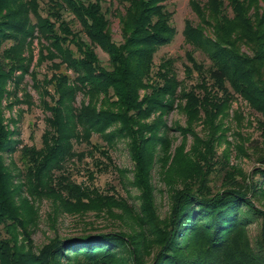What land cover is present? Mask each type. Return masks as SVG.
<instances>
[{
    "label": "trees",
    "instance_id": "16d2710c",
    "mask_svg": "<svg viewBox=\"0 0 264 264\" xmlns=\"http://www.w3.org/2000/svg\"><path fill=\"white\" fill-rule=\"evenodd\" d=\"M117 1L124 6L118 42L112 38L101 0H45V16L39 0H0V264H264V208L255 204L258 191L264 189V150L254 169L256 183L223 178L219 188L208 177L210 140L203 150L194 145L190 153L177 147L169 164L162 158L170 146L162 114L174 108L177 98L186 99L182 107L189 123L197 116V106L204 107L217 94L225 104L233 91L262 113L264 134V0H206L202 5L191 0L203 25H188L185 39L210 64L204 67L194 51L185 53L190 64L185 69L195 71L199 82L188 91L182 88L181 97L179 81L169 76L171 66L159 65L155 78L151 73L153 46L168 44L173 31L159 0ZM65 11L80 29L70 26ZM36 38L35 65L58 55L77 74V83L69 86L66 75L41 80L53 81L57 105L48 107L51 114L45 119L41 145L19 147L18 128H10L4 117V83L15 71L37 76L32 67ZM96 48L107 55L106 66ZM147 87L150 93L141 95ZM77 92L85 98L74 106ZM9 120L14 123L12 117ZM92 134L106 143L107 148L93 147L107 158L108 148L128 140L138 206L62 173L65 161L82 154L74 150L75 143L89 142ZM17 150L23 167L16 172L5 154ZM155 161L169 187L164 217L157 214L151 184ZM178 180L181 185L175 188ZM43 199L50 202L47 220L53 235L35 248L31 234L39 220L37 202ZM88 212L119 224L72 236L57 232L59 215ZM255 222L260 231L250 242L245 228Z\"/></svg>",
    "mask_w": 264,
    "mask_h": 264
},
{
    "label": "rangeland",
    "instance_id": "374dc122",
    "mask_svg": "<svg viewBox=\"0 0 264 264\" xmlns=\"http://www.w3.org/2000/svg\"><path fill=\"white\" fill-rule=\"evenodd\" d=\"M195 1H198L200 5L206 2V0ZM101 3L110 20L112 38L118 42L120 41L119 15L123 14L124 6L117 0H101ZM158 4L162 6L161 10L165 16L167 15L168 25L173 31L168 44L153 46L154 52L150 59L151 73H153L152 77L155 78L159 65L163 63L165 67L171 66L172 72H169V76L171 75L175 77L176 81H179L177 92L181 97L180 90L182 88L188 91L199 82L195 71L188 73L185 69V66L190 65L185 53L194 51V57L204 67L210 64L207 57L198 50H194L193 45L185 39V31L188 25L197 27L203 24L200 23L199 16L193 10L191 0H159ZM44 9L45 0H39V11L43 16H45ZM229 14H231L230 10ZM63 17L70 22V26L74 30L80 29L79 22L69 11H65ZM32 20L34 21L33 16ZM72 48L75 49L73 46ZM95 51L102 64L106 66L107 55L99 48H96ZM37 52L36 38L32 62V67L37 69L35 78L29 74H21L20 71H15L11 74V79L4 83L6 91L2 100L3 105H5L4 117L10 128H18V134L15 138L20 140L19 147L25 144H34L38 147L41 145V135L46 128L45 119L51 114L49 108L57 105L55 101L57 94L53 88V81L41 83V80L44 77L51 79L56 78V75H66L69 78V86H74L77 83L73 80L77 74L68 68L58 55L50 56L44 62L35 65ZM150 90L147 87L142 89L140 93L141 95L149 94ZM231 93L232 98L225 104H223L221 95L217 94V98L207 101L204 107L197 106V116L189 123L182 107L186 103L185 97L174 100V108L162 114L167 125L163 134L168 137L170 145L169 150L162 154V158H165L163 162L168 158L169 164L170 158L179 146L182 147L183 152L190 153L194 145L203 150L205 145H208L205 141L210 140L213 144V153L210 152L206 155L211 162L208 177L214 180L215 188H219L223 178L228 181L234 180L233 182L253 180L256 183L259 180L254 169L259 166L258 158L264 150V134L259 124L263 116L257 108L240 95L234 94L233 91ZM199 94L201 95V93ZM84 98L82 92H77L73 105L79 106ZM40 101L43 102V105ZM205 113H208L207 115L210 117L206 118ZM157 114L152 115L146 121L151 122ZM11 117L14 119V123L9 120ZM196 138L199 141H196ZM127 142L126 139L118 140L112 147L108 148L109 158H107L106 155L101 154L100 150H95L93 147V145H99V149L107 148L106 143L97 134H92L89 142L75 143L74 150L82 154L80 158L73 155L71 159L65 161L62 173L68 174L78 184L96 187L103 194L114 195L116 198L122 197L128 205L136 207L139 205L137 198L139 190L132 184L133 164L128 154ZM158 158L157 156L156 159L158 160ZM5 160L11 168L13 167L11 162L14 163V166L17 167L14 169L16 172L23 167L19 150L12 155L5 154ZM161 170L162 166H160L159 161H155L150 176L154 188L157 214L164 217L169 211L167 197L169 187L162 179ZM180 185L181 181L178 180L173 186L176 188ZM255 204L264 208V189L258 191ZM37 206L39 209L38 225L34 227L31 234L35 248H39L53 235V230L47 220V213L51 208L50 202L43 199L37 202ZM117 224L119 221L116 219H109L88 212L84 215L63 213L59 215L55 226L61 236H72L82 232L117 228ZM259 231V222H255L245 228V236L252 242ZM1 235L7 236L3 229H1Z\"/></svg>",
    "mask_w": 264,
    "mask_h": 264
}]
</instances>
